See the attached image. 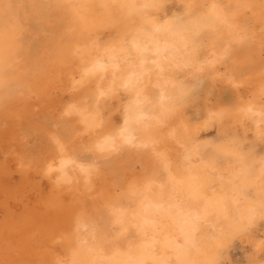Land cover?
<instances>
[{
  "label": "bare ground",
  "instance_id": "1",
  "mask_svg": "<svg viewBox=\"0 0 264 264\" xmlns=\"http://www.w3.org/2000/svg\"><path fill=\"white\" fill-rule=\"evenodd\" d=\"M5 2L0 66L22 95L0 109V264H51L70 243L86 245L101 260L171 264L178 247L207 239L211 226L226 229L224 209L243 210L248 145L237 155L212 125L167 169L146 149L100 150L78 117L63 114L77 99L65 71L81 41L73 12L61 0ZM111 121L120 125L122 116ZM61 159L70 161L62 171ZM49 165L56 170L48 172ZM244 195L251 199L255 190ZM191 223L196 230L186 238ZM262 247L264 221L256 220L226 241L221 256L264 258Z\"/></svg>",
  "mask_w": 264,
  "mask_h": 264
},
{
  "label": "clouds",
  "instance_id": "2",
  "mask_svg": "<svg viewBox=\"0 0 264 264\" xmlns=\"http://www.w3.org/2000/svg\"><path fill=\"white\" fill-rule=\"evenodd\" d=\"M61 3L73 12L81 38L68 53L71 62L65 63L73 83L70 91L77 99L63 114L78 117L97 143L110 138L113 151L124 146L149 150L164 169L212 125L235 145L237 155L248 145L243 153L247 160L241 181L243 210L228 205L223 211L229 217L227 228L211 226L207 239L194 238L182 247L184 255L178 257L176 251L171 264H264L259 254L246 253L234 261L221 256L227 240L256 220L264 221V152L257 153L264 147V0ZM0 6L10 5L0 0ZM17 95H22L20 86L0 66V109ZM69 106L78 111L69 113ZM116 114L122 116L120 125L111 121ZM249 188L255 190L251 199L244 195ZM51 264L137 262L101 260L86 245L70 243Z\"/></svg>",
  "mask_w": 264,
  "mask_h": 264
},
{
  "label": "snow or ice",
  "instance_id": "3",
  "mask_svg": "<svg viewBox=\"0 0 264 264\" xmlns=\"http://www.w3.org/2000/svg\"><path fill=\"white\" fill-rule=\"evenodd\" d=\"M78 111V109H75V106H69V113H71L72 111ZM126 139H129V138H126ZM129 142H130V140H129ZM58 146H59V150L61 151V152H63L64 151V145H62V144H59V142H58ZM112 147H113V145L110 143V138H105V140L103 141V142H100V143H98L97 144V148H99L100 150H111L112 149ZM162 159H164V156H163V154L161 153V154H158ZM68 163H70V161H68V160H65V159H61V161H60V170L62 171L63 170V168L65 167V165L66 164H68ZM165 167H167V164L165 163ZM54 170H56V169H54L51 165H49V167H48V171L49 172H52V171H54ZM83 171H85V172H88L89 171V169H82ZM186 223H188L187 221H186ZM195 230H196V228H195V224L194 223H191L190 224V229H189V237H186V238H190V236H191V233L192 232H195ZM177 256L178 257H180V256H182V255H184V249L182 248V247H178L177 248Z\"/></svg>",
  "mask_w": 264,
  "mask_h": 264
},
{
  "label": "rangeland",
  "instance_id": "4",
  "mask_svg": "<svg viewBox=\"0 0 264 264\" xmlns=\"http://www.w3.org/2000/svg\"><path fill=\"white\" fill-rule=\"evenodd\" d=\"M2 210H0V214H1Z\"/></svg>",
  "mask_w": 264,
  "mask_h": 264
}]
</instances>
